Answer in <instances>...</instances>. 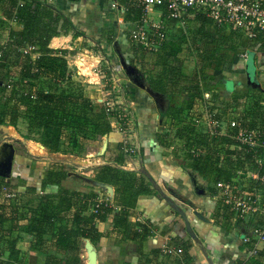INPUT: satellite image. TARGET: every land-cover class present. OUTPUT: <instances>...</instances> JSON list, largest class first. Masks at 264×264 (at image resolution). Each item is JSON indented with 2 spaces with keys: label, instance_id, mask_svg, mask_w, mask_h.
<instances>
[{
  "label": "trees",
  "instance_id": "16d2710c",
  "mask_svg": "<svg viewBox=\"0 0 264 264\" xmlns=\"http://www.w3.org/2000/svg\"><path fill=\"white\" fill-rule=\"evenodd\" d=\"M116 1L125 14V21L140 19L141 10L130 0ZM3 17L15 26L8 28L7 39L0 43L3 52L0 58V125L16 127L19 121L25 122L30 131L22 136L29 139V135L35 133L37 141L51 153L64 151L76 156L87 153L88 144L98 143L109 134L111 119L120 109L115 106L109 111L104 104L93 100L91 92L74 77L75 70L70 68L65 57L67 50L49 46L54 36L80 35L72 20L45 0H0V23ZM167 23L168 33H173L172 42H166L169 46L163 43L157 53L151 54L156 56L152 65L150 62L151 70L143 77L152 92L162 94L164 100L169 101L160 110L159 117L170 128L156 132L155 140L165 154L182 157L183 168L200 175L207 185L230 181L246 163L259 165L255 160L263 148L259 145L241 155L236 140L230 135L203 132L202 126L195 125L192 119L202 114L207 93L205 103L218 109L220 116L229 110L230 115L236 114L243 120L248 118L250 128L264 129L259 120V116L264 115V82L258 81L256 73V85L245 81L239 89H233L227 99L219 89V85L226 82L222 76L224 65L237 54L259 52L264 55V30L255 29L254 36L248 37L232 26L214 25L212 19L196 11L186 17L185 28L176 26L171 20ZM189 26L193 35L190 41L183 35ZM27 46L34 49L23 52ZM136 48L132 58L140 62L142 56L146 58V54H150L139 45ZM190 52L195 55V65L185 69L184 61L190 57ZM12 69L16 71L13 77ZM193 147L203 148V151L194 154ZM118 150L117 165L98 166L92 179L94 183L113 188L110 201H99L93 189L81 192L65 186L63 182L69 172L62 163H52L40 178V190L53 185L57 187L54 193L37 194L36 183L24 184L25 193L33 198L31 201L22 202L17 196H6L14 190L5 191L9 184L0 177V264H27L29 255L33 257L39 252L44 255L41 264H83L81 239L88 238L97 249L105 236H113L119 244L133 241L139 259L145 264H191L190 239L178 235L171 238L173 246L180 250L177 257L153 262L164 249L153 248L143 253L145 241L157 226L149 217L144 221L133 220V209L138 197L152 194L154 188L145 173L118 166L123 162L121 144ZM259 166L258 170L264 172V164ZM210 193L214 195L215 192ZM218 202L217 211H226L221 201ZM108 215L112 216V228L104 233L98 230L96 223L105 221ZM20 233L31 237L29 252L18 247ZM245 246L250 247V244ZM6 251L8 256L3 259L1 256ZM260 256L262 252H258L257 257L237 259V263L262 264Z\"/></svg>",
  "mask_w": 264,
  "mask_h": 264
},
{
  "label": "crops",
  "instance_id": "0c3cea01",
  "mask_svg": "<svg viewBox=\"0 0 264 264\" xmlns=\"http://www.w3.org/2000/svg\"><path fill=\"white\" fill-rule=\"evenodd\" d=\"M111 1H115V0H45V2L50 4L53 8L61 11L66 16H68L72 20L75 29L77 31L82 28L84 29V25L89 26L87 22L91 17V19H93L92 23L96 26L97 32H99L103 36V38L100 37L102 40H104V38L106 40L108 39L105 36L107 31L111 30V32L112 31L115 32L116 28H118L119 26V22H116V20L112 16L114 15L112 9L114 8L120 9V6H118L116 2L115 4L114 2ZM80 5L84 7L83 10L85 9L86 13H84ZM78 6L79 9H77ZM118 18L121 19V16L119 15ZM3 20H5L4 17ZM7 22L8 21H6V23ZM8 24L15 26L14 22H8ZM116 35L117 34H115V40L117 41L116 43L120 46V50L122 51L123 41L120 42ZM81 37L82 35L74 37L72 33H69L68 35H57L51 38L50 40L51 43H49V46L52 48L68 47L69 49H71L72 48L71 43H74V41L78 40ZM6 39L7 37L4 40L0 38V42H5ZM123 48L125 49L122 52L123 54H120L121 57L125 60V62H127V64L133 65V63H131L133 50L131 49L127 50L126 47ZM112 49H113L112 52L118 50V48L117 49L112 48ZM238 55H242V54L241 53L237 54L231 62L226 63L224 65L223 67L224 70H222V76L227 75L228 77L226 76L227 78L226 77L225 78L233 81V86H234L233 89L235 90L239 89L241 87V84L245 82L246 79L242 77L243 76L242 72L243 71L245 72V59L247 58V55L244 60H241V58L238 57ZM83 60L84 61H78L80 66L83 65L81 67H86V66L88 67L91 65L92 62H94L91 58H87V56H85ZM254 65H255L256 77L258 81L264 82L263 54L259 52L255 53ZM120 67L122 70L123 69L122 66ZM229 67H233L235 71L233 69H230L231 72H229L228 71ZM184 68L188 69L185 66ZM122 74H119L117 77H114V82L118 81L120 86L122 84L121 87H123L126 90L127 96L131 100H133L132 110L134 115L136 116L135 122L137 125V132L136 129L135 131L134 128L131 129L132 134L130 135V137H133L131 139L139 147V151L135 155V163H136L135 170H139L140 172L145 173V175L147 176V180L151 183L152 188H154L152 194L139 196L136 205L133 209L134 210V216L132 217L133 220L135 219L138 221H144L146 218L149 217L155 222L157 226L153 234L150 235L145 241V244L143 246V253H148L153 248L164 249L173 246V241L171 240V238L176 235L182 238L191 239L185 230V225L181 216H179V214L175 215V213L171 211L169 205L165 203L162 200V198L159 197L156 193V191L160 193V191L163 190V187H166L168 188V190H173L174 192H176L179 198L185 201H190L192 204H194V208H196L202 214V216L205 219H207V220H202L199 217L195 216L193 213L194 209H191V212H186L189 222L197 238H199L203 242L214 264H238L237 259L245 260L247 258L245 252L246 247H245V243L242 242V238L247 235L250 236L252 239L255 237L254 230L255 228H257L258 225H262V223L264 222V214L256 213L254 215H246L243 218L238 216H233L231 219H229L231 224H227L228 222H226L223 225L216 224L217 223L216 220H218V218H220L225 214H228L227 212L224 213L222 209H219V211H217V208L219 207L217 201H219L218 200L219 198L215 196L216 195L215 193L217 192L216 186L214 185L215 188L213 190L211 189V191H214L215 193L214 195H211L210 193L208 200L202 201L201 197L200 198L196 197L197 195L193 190V179L191 180L190 177V174H196V173L190 172L183 168L182 157L180 156L176 157L172 153L170 154L168 153V155L165 154L163 151L164 149L159 147V145L155 140V133L160 132L159 127L161 126L162 120L159 117V112L162 109H160L157 106L154 98L151 97L144 89L134 86L131 83L128 76H124L125 79H123V76H121ZM95 75L98 76L97 73ZM144 83L146 84L145 80ZM219 86H220L219 89L222 93V97L224 99H227L226 97H228L227 95H229L231 91L226 90L222 83ZM164 108L165 107H163V109ZM20 122L18 123L19 125L21 124L22 127L26 125L25 122L23 121ZM18 123L16 127L8 126V128L13 129V131L11 130L10 132L11 135L17 136L16 138L18 140L19 139L21 140V137H23L21 136V134L24 135L25 130L24 131L21 130L19 128ZM117 134H118L117 132H112V131H110L109 134H107V141H108L107 148L104 154L101 155L100 157L103 159V161L105 160L106 162L104 161L101 164H97L95 158H91V159L87 158L88 164L86 163L77 166L75 165V167L79 168L80 166L79 169L85 168L87 172L92 173L95 172V169L98 166L105 163L111 165L114 164L117 165L115 162V157L119 153L117 147L119 143L118 142L119 137L117 136ZM104 140H102V142ZM28 145L33 153H35L34 152L35 148L37 151H39L38 153H43V147L40 146V144L38 143L34 144L30 142L28 143ZM171 155L174 156L173 159ZM258 156L260 158L259 165L264 164V150L262 154L260 153ZM17 157H14L15 168H17L16 166H19L16 165V162H19V159ZM259 165L253 166L246 163L242 175L241 176L239 175L237 179L239 180L242 179L243 182L245 179H248L250 182L247 181V183L244 184L246 186L254 185L255 180H252L251 178H246L248 177L247 172L261 173L258 170V168L260 167ZM13 166H14V159H13L12 167ZM13 172L14 171L12 170V173ZM81 172L82 171H80V173ZM92 175H94V173H92ZM89 179L92 180L93 178H89ZM4 180L9 181L8 179H4ZM24 182L28 183V181H21V184H23ZM237 184L240 185L241 182ZM201 185L204 187L205 190H207L206 188L207 184L201 183ZM72 189H76L81 192H85V191L87 192L93 189L98 194L97 196L98 199L107 200V201H110L114 194V191L113 194H111L112 192H109L107 189L87 181L85 184H80ZM13 190L18 191V193L11 191L15 194L14 196L11 195L10 197L17 196L19 200L22 202L31 201L32 196L25 193L23 185L18 186V189H16L15 187L13 188ZM56 190H57L56 186L49 185L46 187L45 192L54 193ZM262 197H264V195ZM202 206L204 208H201ZM236 222H239V225H237L236 227L232 226ZM96 226L98 230L101 232L104 233L109 232L112 228V216L108 215L105 221L97 222ZM20 236L21 237L18 242L20 243V245L22 244V242L25 243L27 247H25L24 249L26 250L31 242V237L24 233H20ZM258 248H259L258 252H262V256H260L259 260L262 264H264V242L259 243ZM189 251L192 256L191 264H207V261L205 260L203 254L199 249H195L192 245ZM97 252H98L99 264H105V263L123 264L124 262H128L129 264H145L142 259L141 260L139 259L140 257L136 251V247L133 241H126L119 244L117 243V241L113 236L102 237L98 243ZM5 254H6L5 257H7L8 256L7 251ZM177 256H178L177 254L167 255L163 253L159 257H156L153 262L155 261L164 262L170 260V258L172 257H177ZM29 257H32V255L30 254ZM43 257L44 255L39 252L37 253L36 256H33L32 259H36V261L41 264Z\"/></svg>",
  "mask_w": 264,
  "mask_h": 264
},
{
  "label": "built area",
  "instance_id": "2783aa9c",
  "mask_svg": "<svg viewBox=\"0 0 264 264\" xmlns=\"http://www.w3.org/2000/svg\"><path fill=\"white\" fill-rule=\"evenodd\" d=\"M130 2L136 9L141 10V15L139 20L131 22L128 28L129 37L133 45H139L149 52L159 51L163 43L167 41L169 30L167 22L169 20L176 21V26L185 28L186 17L194 11L204 13L208 18L212 19L214 25L232 26L248 37L254 36L255 29L264 30V0H130ZM155 12L157 14H154ZM32 49H34L33 46H27L23 49V52H30ZM2 54V48L0 47V58ZM246 55L247 53H242L244 58H246ZM74 62L76 74L83 73L80 70L81 67H79L78 61ZM118 92L120 95L117 94ZM207 96L208 94L205 93L204 104L201 108L202 114L192 119L195 125H201L203 132L211 135H230L231 138L236 140L238 144L237 150L241 151V155L253 151L259 145L264 150V139L261 140L264 129L260 130L259 127L250 128L247 125L248 118L243 120L236 114L224 113L223 116H220V112L212 104L207 102L210 107L212 106V109L206 105ZM123 101V94L120 92L116 82H112L111 88L102 94L101 103L109 111L115 106L120 109L124 105ZM120 111L121 109L115 114L117 116L116 123L121 127L122 132L128 136L127 138L126 135L123 137L121 141L122 148L126 155L131 156L133 155L131 152L134 151L136 154L139 148L130 141L132 130L128 128L125 119L122 118L123 113H120ZM259 120H262L264 126V115L259 116ZM199 151L202 152L203 148L193 147L191 149L194 154ZM91 155L88 154V156ZM253 156L257 155L253 153ZM233 159L236 160L234 155ZM255 162L259 164L260 158L257 157ZM120 167L132 170L125 168L124 164H121ZM243 169L244 167L238 169L236 175L230 181H218L215 185L217 188L215 196L219 198L218 200L221 201V205L226 208V211H234V216L243 218L246 215H254L256 213L264 214V197H262L264 195V172L246 171L248 175L246 178L255 180L254 185L246 186L244 183H247L248 179H245L244 182L242 179H237L239 175H242ZM85 172L87 171L85 170ZM85 174L87 175V173ZM240 182L242 187L238 190L237 185L239 186V184L237 183ZM11 195L14 196V193H6L8 197ZM98 200L100 201L101 199ZM254 233L255 237L253 239L248 235L242 238V242L245 245L247 243L250 244V247L245 246L247 257H257L258 255V244L264 242V222L255 228ZM163 252L179 255L178 252L180 250L171 246L164 248Z\"/></svg>",
  "mask_w": 264,
  "mask_h": 264
},
{
  "label": "rangeland",
  "instance_id": "374dc122",
  "mask_svg": "<svg viewBox=\"0 0 264 264\" xmlns=\"http://www.w3.org/2000/svg\"><path fill=\"white\" fill-rule=\"evenodd\" d=\"M111 2H114V3L116 2L117 5H118V2L116 0L115 1H111ZM118 6H120V5H118ZM80 7L83 10L84 7L81 6V5H80ZM112 8H114V7H112ZM77 9H79V6L77 7ZM112 10H113L112 12L114 14L112 16L116 20V22H119V26H118V28H116L115 32H113V31L111 32V30L106 32L105 36L108 38L107 40L105 38H104V40H102L100 38V37L103 38V36H102V34L97 32L96 26L92 23L93 19H91V17H90L89 21L87 22L89 26L84 25V29L82 28V29L78 30L79 34L82 35V37L79 38L78 40L74 41V43H71L72 48L69 49L68 47H64V48L60 47V48H63V49L67 50V53H66L65 57H66L68 63L70 62V65H69L70 68L72 70L73 69L75 70V74H76V66L74 65V63H75L74 61H84L83 59L85 58V56H87V58H91L94 61L88 67L87 66L86 67H81L82 65L80 66L78 64L79 67H81V69H80L81 72H83V73L76 74V76H74V77L77 80H79L82 84L85 85L87 90L89 92H91L90 94L92 96V99L95 100L98 103H101L102 94L111 88V83L114 82V77H117L119 74L123 73L121 76H123V79H125L124 76H126V74L124 73L123 69H122L123 71L121 70L120 58L118 56L120 54H123L122 52L125 49L123 47H126L127 50L128 49L134 50L136 48V46L133 45V43H132V41H131V39L129 37V32H128V28L130 27L131 22L130 21H125V16H124L125 14L122 11V8H120V9L114 8ZM83 11H84V13H86L85 9ZM154 14H157V13L155 12ZM119 15L121 16V19L118 18ZM174 24L176 25L177 22L174 21ZM10 27H12V25L8 24V22L6 23V20H3L0 23V38H2L4 40L7 37L8 28H10ZM175 33H177V32H175ZM115 34H117L116 36H117V38H118V40L120 42L123 41L122 51L120 50V46L116 43L117 41L115 40ZM172 34L173 33H170V34L168 33L167 34V39L168 40L166 42H168L169 44H170V42H172L171 41V37H170ZM183 35H184V37H186V39L188 41H190V38H192V36H193L192 35V27L189 26L188 27V31L187 32H183ZM49 43H51V42H49ZM112 48H115V49L118 48V50L115 51V52H112V50H113ZM184 48L187 49V46H185ZM136 50H137V48H136ZM146 51L148 53H150V54H146V56H145L146 58H144L142 56L141 57V62L138 61L139 59L136 60L137 59L136 57H135L136 61L134 60V57L133 58L131 57V63H133V65L136 67L137 71H139L138 73H140V77L141 78L144 77V74L146 72L151 70L150 67L152 65V60H154V57L156 56V55H151V54L158 52V51L157 52H149L148 50H145V52ZM138 52H139V49H138ZM139 53L142 54V52H139ZM249 53L250 52H247V58L246 59L244 57H242V55H238V57H240L241 60L245 59V64L248 61L249 68L252 70L253 69L252 67L255 66L254 65V54L250 55ZM189 55H190V57H188L184 61V66L186 68H190L191 69V68H194V65H195V61H193V57H195V55L192 52H190ZM151 57H152V59H151ZM142 59H149V60H143L142 61ZM150 62H151V65H150ZM243 65H244V63H243ZM243 65H242V67H243ZM240 66H241V64H240ZM230 69H233L235 71V69L233 67H229V70H228L229 72H231ZM154 70H155V68H154ZM96 73L98 74V76L95 75ZM15 74H16V71L12 69L11 76L13 77ZM242 75H243L242 77L246 78V74H245L244 71L242 72ZM226 76L227 75H225L224 77H226ZM245 81H246V79H245ZM116 83L118 84V88H119L120 92L123 94V97H124V101H123L124 105H122V107L120 108L121 109L120 113H123L122 114V118L125 119V123L128 125V128H130V129L134 128V131L136 129V132H137V125H136V122H135V117L136 116L134 115L133 110H132L133 109V100H131L127 96L126 90L123 87H121L122 84L120 86L118 81ZM131 83L134 86H137L132 81H131ZM137 87H139V86H137ZM224 87H225L226 90L232 91L233 87H234L233 86V81H231L229 79H226V82L224 83ZM117 94L120 95L119 92ZM120 98H121V96H120ZM161 98L162 97L160 96L157 103H161L162 104V101H163V104L161 106H162V108L166 107L168 105L169 101L167 99L164 100V98H162V99ZM228 113H231V111L228 110ZM124 114H125V116H124ZM116 119H117L116 115L113 116L112 119H111V131L112 132H117L120 135L119 136L117 134V136L119 137L118 145L119 144L122 145L121 141L123 140V137L126 135V138H127L128 136H127L126 133L122 132L121 127L116 123ZM120 122H122V121L120 120ZM20 123H22V122H20ZM134 123H135L136 127L134 126ZM18 125H19V123H18ZM167 125H168L167 122L163 121V123H161V126L159 127L160 132L164 131V130H168L170 127H169V125L168 126ZM19 128L21 130H23V131L25 130L26 133H28L30 131L26 127V125L24 127H22V125L20 124ZM11 130L13 131V129H11V128L9 129L8 126H6V125L0 126V160L3 157V155L1 154V150L3 149V147H4V150H5L6 147H5L4 144H8V143L12 144V146H13L14 157L18 156L17 158L19 159V162H16V165H19V166H16L17 168H15V158H14V166H13L14 168L12 167V169H11L14 172L12 173V171H11V176L10 177H1L0 176L2 179L4 178V179H8L9 180V181H5L4 180L5 182H7L9 184V185L6 186V188H4L5 191L8 188L13 189V188L16 187V189H18V186H20V185H23L24 190H25V186L26 185H24V184H28V183L30 184L32 182V183H36V189H37V193L38 194H41V193L45 192V189L43 191H41L40 188H39L40 178L43 176V173L45 172V170L47 168H49L52 163H55V162L62 163L64 168L69 172V176L64 181V184L66 186H68L69 188H75L76 186H78L80 184H85L86 183V180L84 178H93L91 176H93L92 173H94V172H92V173L85 172V170H86L85 168H81L82 169L81 170V169H79L80 166H79V168H76L75 165L77 166V165L86 164L88 162L87 158H89V159L95 158L97 164H101V163H103L105 161V160L103 161V159L100 158L101 156L98 155L97 152L99 151V149H100V147L102 145V143H101L102 140H104V138L107 140V135L103 136L102 139L100 140V142H98V143L96 142L95 144H88L87 147H86L87 148L86 149L87 153H85L83 155L81 154L79 156H76V155H71L69 153H64V151H61L59 153H51V152H49L39 141H37L38 138H37L35 133H33V134L30 133L31 135H29L30 136L29 139L21 137V140L20 139L18 140L16 138L17 136H13V135L10 134ZM21 136H22V134H21ZM131 138H133V137H130V141L132 143H134ZM17 142H20V143H17ZM30 142L34 143V144H36V143L40 144V146L43 147V153H38L39 151H37L36 148L34 149V152L36 154L33 153L30 150V147L28 145V143H30ZM134 144L137 146L136 143H134ZM6 152H8V150H6ZM122 153H123V162H122V164H124L126 166L125 168L132 169V170L138 172L139 170H135L136 169V163H135V155L136 154L134 153V151L131 152L134 156L133 155H131V156L126 155V153L124 151ZM88 154H92V155L88 156ZM167 155H168V153H167ZM171 157L173 159L174 156L171 155ZM127 161H129V162H127ZM118 166L120 167L121 164L118 165ZM124 170H126V169H124ZM80 171H82V173H80ZM85 173H87V175ZM190 177H191V180L193 179V180L197 181V183H200V184L201 183H205L206 184V180L203 179L198 174H190ZM10 179H11V181H10ZM84 180H85V183H84ZM21 181H28V183L24 182L23 184H21ZM241 187H242L241 185H239V186L237 185V189L238 190H240ZM206 188H207V190H206L207 194L206 195H202V196L197 195L196 196L197 198L201 197L202 201L203 200L206 201V200L209 199L210 191H211V189L213 190L215 187H214V184H208L206 186ZM162 191L165 192L172 200H174L175 203L179 207L183 208L185 212H191V209H194V210L196 209V208H194V204H192L190 201H185V200L179 198L178 195L176 194V192H174L173 190H168V188L163 187ZM13 192H17L18 193V191H13ZM111 194H113V190H112ZM157 195L159 197H161L162 200L165 203H167L165 201V199L163 198L162 194L158 193ZM201 208H204V207L202 206ZM226 212H228V214H225V215L221 216L220 218H218V220H216L217 221L216 224L223 225L226 222H228L227 224H231L229 219H231L234 216L233 215L234 211H232V212L226 211ZM173 213H175V215H177V212H173ZM237 225H239V222H236L232 226L236 227ZM190 244H191V247L193 245V247L195 249H199L198 243L192 241V239H190ZM18 247H20L21 249L25 250L24 248L27 247V246L23 242H22L21 245L18 242ZM191 247H190V249H191ZM5 253L1 256L3 259L7 258V257H5V255H6ZM81 256H82V259H83V264H86L85 253H84L83 249H81ZM31 259H32V257H28L27 264H40L39 262L36 261V259H32V260Z\"/></svg>",
  "mask_w": 264,
  "mask_h": 264
},
{
  "label": "water",
  "instance_id": "95a60500",
  "mask_svg": "<svg viewBox=\"0 0 264 264\" xmlns=\"http://www.w3.org/2000/svg\"><path fill=\"white\" fill-rule=\"evenodd\" d=\"M250 55H253L252 53H249ZM248 54V55H249ZM249 55V56H250ZM120 58V63L121 66L124 70V73L126 74V76L129 77V79L136 84L137 86H139L140 88L144 89L151 97L154 98L157 106L163 110L162 108V104L161 103H157L159 100V97L162 96V94L159 93H154L150 90V88L148 87L147 84L144 83V79L140 77V73H138L139 71H137L136 67L134 65H129L127 64V62H125V60L121 57V55H119ZM253 69L251 70L249 68V63L248 61L245 64V74H246V82L250 83L252 85H256V82L254 80V76L256 73L255 70V66L252 67ZM159 95V96H158ZM161 98V99H162ZM6 149L1 150V154L3 155L2 159L0 160V176L1 177H10L11 176V169H12V164H13V159H14V150H13V146L12 144L8 143V144H4ZM107 148V140L105 139L102 142V145L99 149V151L97 152L98 155H103L105 150ZM6 150H8V152H6ZM87 182H92L93 184L103 187L105 189H107L109 192H112V187L108 184H100V183H94L93 180L89 179V178H84ZM193 190L195 192L196 195H206L207 192L204 189V187L201 184H198L195 180H193ZM160 193L163 195L165 201L167 202V204L171 207V211L172 212H177L185 225V230L188 234V236L196 243H198V247L201 251V253L203 254L205 260L207 261V264H214L211 256L209 255V253L207 252L205 246L203 245V243L201 242V240L199 238H197L190 222L189 219L187 217L186 212L184 211V209H182L181 207H179L174 200H172L165 192H163L162 190L160 191ZM193 213L195 216L199 217L202 220H207L205 219L202 214L200 212H198L197 210H193ZM81 249H83L84 253H85V260H86V264H99V260H98V252L97 249L95 248V246L91 243V241L88 238H82L81 241ZM82 257V256H81Z\"/></svg>",
  "mask_w": 264,
  "mask_h": 264
},
{
  "label": "flooded vegetation",
  "instance_id": "af4514ba",
  "mask_svg": "<svg viewBox=\"0 0 264 264\" xmlns=\"http://www.w3.org/2000/svg\"><path fill=\"white\" fill-rule=\"evenodd\" d=\"M162 103H163V101H162Z\"/></svg>",
  "mask_w": 264,
  "mask_h": 264
},
{
  "label": "bare ground",
  "instance_id": "6f19581e",
  "mask_svg": "<svg viewBox=\"0 0 264 264\" xmlns=\"http://www.w3.org/2000/svg\"><path fill=\"white\" fill-rule=\"evenodd\" d=\"M38 148V147H37Z\"/></svg>",
  "mask_w": 264,
  "mask_h": 264
}]
</instances>
